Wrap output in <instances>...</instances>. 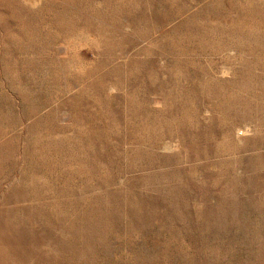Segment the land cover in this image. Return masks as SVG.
<instances>
[{"label": "rangeland", "instance_id": "rangeland-1", "mask_svg": "<svg viewBox=\"0 0 264 264\" xmlns=\"http://www.w3.org/2000/svg\"><path fill=\"white\" fill-rule=\"evenodd\" d=\"M0 264H264V0H0Z\"/></svg>", "mask_w": 264, "mask_h": 264}]
</instances>
